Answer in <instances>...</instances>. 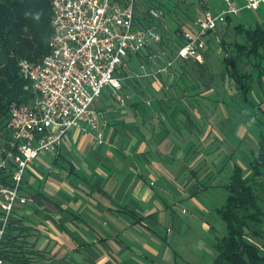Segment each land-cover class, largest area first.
Masks as SVG:
<instances>
[{"label": "crops", "instance_id": "obj_1", "mask_svg": "<svg viewBox=\"0 0 264 264\" xmlns=\"http://www.w3.org/2000/svg\"><path fill=\"white\" fill-rule=\"evenodd\" d=\"M195 8L197 18L202 9ZM150 10L141 5V24L148 25ZM210 35L203 40V65L177 59L181 41L174 52H160L158 45L129 56L120 75L125 105L111 88L93 105L103 145L75 129L54 155L41 152L29 166L21 190L28 203L16 207L11 225L27 231V244L41 257L32 262L213 264L220 238L205 215L219 208L215 199L226 200L222 168L235 167L239 154L250 164V153L264 138V85L257 78L245 102L228 76L222 50L215 58L224 57L222 79L229 88L216 92L208 73L214 55L207 45ZM250 63L239 59V69L263 74ZM260 234L264 238V225ZM251 241L264 250L262 240Z\"/></svg>", "mask_w": 264, "mask_h": 264}, {"label": "built area", "instance_id": "obj_2", "mask_svg": "<svg viewBox=\"0 0 264 264\" xmlns=\"http://www.w3.org/2000/svg\"><path fill=\"white\" fill-rule=\"evenodd\" d=\"M242 1L243 6L237 7L234 0H223L217 14L206 6L194 21L197 31H183L177 59L203 65V40L209 33L226 24L227 17L264 5V0ZM149 15L160 17L153 10ZM138 19L136 0H52L49 53L36 63H18L34 100L9 107V137L0 136V264H8L3 252L13 213L28 203L21 196L26 170L41 152L54 155L75 129L103 145L95 101L111 88L124 106L120 75L127 59L162 43L161 33Z\"/></svg>", "mask_w": 264, "mask_h": 264}, {"label": "trees", "instance_id": "obj_3", "mask_svg": "<svg viewBox=\"0 0 264 264\" xmlns=\"http://www.w3.org/2000/svg\"><path fill=\"white\" fill-rule=\"evenodd\" d=\"M51 17L52 0H0V136L5 139L9 137V107L34 100V95L26 90L28 82L20 74L18 63L21 60L36 63L49 53ZM231 22L232 18L227 17L228 26H232ZM232 27L236 39L230 44L221 43L228 51L224 63L228 76L247 102L255 80L263 74L256 77L252 72H242L238 60H255L258 63L254 68L259 67V60L264 58V26ZM249 163L247 173L234 167L225 189L226 200L217 210L228 233L217 240L213 264H264V250L251 241L255 238L264 243L260 234L264 225V138L258 150L250 153ZM16 232L11 225L3 257L8 264H35L29 256L38 252Z\"/></svg>", "mask_w": 264, "mask_h": 264}, {"label": "rangeland", "instance_id": "obj_4", "mask_svg": "<svg viewBox=\"0 0 264 264\" xmlns=\"http://www.w3.org/2000/svg\"><path fill=\"white\" fill-rule=\"evenodd\" d=\"M164 1L165 0H136V6L138 8V18H139L140 23H141V5L142 6L144 5L145 9H148V10L152 9L153 11L160 14L159 19H157V20L153 19L152 21H151L152 18L150 19L147 16L148 25H150L151 27H154L155 25L159 24V27L163 28V30H161V35H162L163 41L160 44V46H158V49H157L160 52H164V51L174 52L173 51L174 50V44L175 45L178 44V41H181V44H179L178 46L177 45L175 46L176 51H177V47L183 46L184 41L182 38V36H183L182 32L185 29H188L191 24H194V21L196 19L194 17L195 14H193L194 11H196L195 6L197 8H201L202 11L206 8V6H209L210 11L212 13H216L215 10H218V6H220L219 3L221 2V0H168V1H171L174 4H176L175 8L169 7V9H168L166 7V5L163 6ZM238 1H239L238 3H236V1H235V5L237 7H242V5H243L242 1L241 0H238ZM141 3H143V4H141ZM162 8L165 9L164 12L162 11ZM144 15L146 16L147 14H144ZM231 18H232V22H231L232 26L243 25L246 28H252L255 26H264V5L259 10L243 11L238 16H233ZM182 24H184L185 27H187V28L184 29L183 27H181ZM221 25L218 27V29H220ZM181 28H183V29H181ZM212 34L213 35L209 36L207 45H208L209 52L214 53V55L212 54V56H211L212 59L209 60V71H208V73L211 74L210 80L216 84L215 90L217 92V91L221 90L222 86L224 88L228 87V83H226V81H224L222 79L223 74L226 76V73L224 71L225 69L223 66V61H222V59L224 57L220 58V59H218L217 57L215 58V54L217 51L221 52L223 50L225 53H227L228 51H226V49H225V47H223V45L218 43V40L222 39V40L226 41V44H230L236 38H235L234 28L231 26H227L225 31L224 30H219V31L217 30ZM168 37H170V39H168ZM173 37H175V38H173ZM182 42H183V44H182ZM243 61L247 62L248 63L247 65H251V63L249 64L250 61H246V60H243ZM252 63L256 64L258 62L253 60ZM150 67L152 69H155L157 67V65L154 66L152 64V65H150ZM191 67L187 66V68H191ZM244 68H246V67L243 66L242 69H244ZM256 69L260 70L263 73L261 83H262V85H264V58H261L259 60V67H256ZM189 79H190V82H191V79H194L193 73L190 75ZM231 92H233V90H231ZM234 161H235L234 163L236 164V166H238L244 172L249 170L250 167H249L248 161L244 158V156L242 154H239L236 158H234ZM233 168H234V166H232V164L229 163L227 167H223L222 170L219 172L220 177L223 180V183L225 186H227L229 184L230 176L232 175L231 172H232ZM222 191L225 192L224 188L222 189ZM224 194H226V193H224ZM215 200H216L215 205H217V207L219 206V208H221L224 205L222 200H218V199H215ZM218 202H220V203H218ZM218 209L215 210V214L212 213V216L209 217L208 215H205V217L207 218V220H209L210 224L214 226L215 231L218 232V234H219L218 237L221 238V237H224L227 235L228 230H227L226 224L222 220H220V218L217 216V210ZM185 211L190 213L191 207L190 206L185 207ZM12 228L15 229V227H12ZM17 230H18V233L16 232L17 235H19V237L21 239H25L27 236V231L23 228H20V229L17 228ZM207 239H208V242L210 241V243H209L210 245L214 241V238H212L211 233L209 235H207ZM26 252L29 253L28 250ZM209 253L213 256H215V254H216L214 252V250H213V252H209ZM29 259L30 260H41V257L38 254H36L34 256H29Z\"/></svg>", "mask_w": 264, "mask_h": 264}]
</instances>
